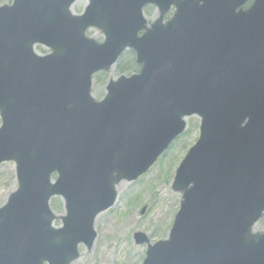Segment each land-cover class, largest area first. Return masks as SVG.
<instances>
[{
    "label": "water",
    "instance_id": "water-1",
    "mask_svg": "<svg viewBox=\"0 0 264 264\" xmlns=\"http://www.w3.org/2000/svg\"><path fill=\"white\" fill-rule=\"evenodd\" d=\"M74 1L0 5V163L14 161L17 180L0 206V264H72L80 244L92 247L117 185L145 173L194 114L199 133L173 175L181 197L167 237L133 233L147 244L141 264H264V230L255 229L264 213V38L254 31L264 28V0L238 12L246 0H88L81 14ZM146 4L159 12L149 24ZM205 19L227 28L221 56L186 33L167 35ZM38 44L50 51L36 53ZM126 49L139 70L110 78L96 100L92 75Z\"/></svg>",
    "mask_w": 264,
    "mask_h": 264
},
{
    "label": "rangeland",
    "instance_id": "rangeland-1",
    "mask_svg": "<svg viewBox=\"0 0 264 264\" xmlns=\"http://www.w3.org/2000/svg\"><path fill=\"white\" fill-rule=\"evenodd\" d=\"M88 0H76L71 9L74 13L83 10ZM4 3H11L7 1ZM144 15L150 22L157 15L153 5L144 9ZM88 34L97 40L102 39L100 32L89 29ZM38 52H46L45 47H36ZM120 64L126 67V61ZM117 66L111 67L109 72L95 74L91 86L92 96L100 98L105 90L107 81L115 79L121 73ZM137 70V69H136ZM131 72H124L129 74ZM1 122V120H0ZM199 117L191 115L186 117L185 131L168 147L166 152L140 177L124 182L122 188L117 190L114 204L100 212L94 221L96 237L90 249L84 245L79 246V257L72 264H141L147 244L136 243L133 233H145L150 243L167 237L173 217L179 207L181 193L171 188L175 169L188 148L198 136ZM17 186L15 162L4 161L0 163V206L6 201L10 192ZM57 203L61 205L60 199ZM142 207H145L141 213ZM54 211L58 214L63 208ZM59 225V221L54 222ZM256 231L264 230V215L255 225Z\"/></svg>",
    "mask_w": 264,
    "mask_h": 264
},
{
    "label": "flooded vegetation",
    "instance_id": "flooded-vegetation-1",
    "mask_svg": "<svg viewBox=\"0 0 264 264\" xmlns=\"http://www.w3.org/2000/svg\"><path fill=\"white\" fill-rule=\"evenodd\" d=\"M7 1H13V0H0V4H4V2ZM211 1V0H209ZM88 2V1H87ZM254 0H246L243 4L239 5L236 8V11H246L249 9L252 5ZM9 4V3H6ZM150 5H147L148 7ZM157 10L158 15V7L156 5H153ZM85 7V6H84ZM84 9V8H83ZM176 11V6L172 4L168 11L164 14L161 25L165 26L171 21V17L173 16L174 12ZM259 23H264V20H260ZM187 25H189V28H181V29H168L167 35L173 36V32H175V36H180L179 31L186 33V36L193 39L196 45L199 46H206L211 50L210 55L213 56H221L222 49L225 47L223 41L224 36L226 35L227 28L223 25V21L220 19H208V20H190L187 22ZM258 25V20H257ZM235 32L240 31V29L235 28ZM255 35L259 36V31L261 32V37L264 38V28H256ZM41 47V46H37ZM40 49V48H36ZM214 86H224L222 84H214ZM106 90V86H105ZM104 94L98 98L97 100H100Z\"/></svg>",
    "mask_w": 264,
    "mask_h": 264
},
{
    "label": "trees",
    "instance_id": "trees-1",
    "mask_svg": "<svg viewBox=\"0 0 264 264\" xmlns=\"http://www.w3.org/2000/svg\"><path fill=\"white\" fill-rule=\"evenodd\" d=\"M122 60H125L126 61V67H123L120 62ZM117 67V70L120 72V73H124V72H132V71H135L137 68H138V64L135 62V59H134V54L132 51L130 50H127L125 51L121 56L120 58L118 59V61L116 62L115 64ZM98 75H101L98 74ZM57 199L58 198H53L51 200V206L52 208H55L56 210H60L61 209V205H59V203H57Z\"/></svg>",
    "mask_w": 264,
    "mask_h": 264
},
{
    "label": "bare ground",
    "instance_id": "bare-ground-1",
    "mask_svg": "<svg viewBox=\"0 0 264 264\" xmlns=\"http://www.w3.org/2000/svg\"><path fill=\"white\" fill-rule=\"evenodd\" d=\"M123 184H124V182L121 181L116 187L117 190H120L122 188Z\"/></svg>",
    "mask_w": 264,
    "mask_h": 264
}]
</instances>
